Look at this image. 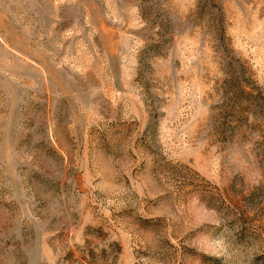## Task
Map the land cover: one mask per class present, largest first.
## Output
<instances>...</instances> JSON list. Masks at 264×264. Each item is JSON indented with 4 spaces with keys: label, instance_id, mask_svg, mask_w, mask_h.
Wrapping results in <instances>:
<instances>
[{
    "label": "rangeland",
    "instance_id": "374dc122",
    "mask_svg": "<svg viewBox=\"0 0 264 264\" xmlns=\"http://www.w3.org/2000/svg\"><path fill=\"white\" fill-rule=\"evenodd\" d=\"M0 264H264V0H0Z\"/></svg>",
    "mask_w": 264,
    "mask_h": 264
}]
</instances>
